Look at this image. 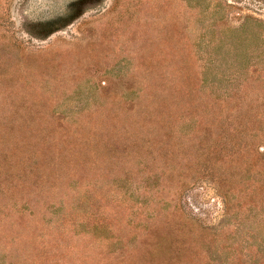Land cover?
<instances>
[{
  "label": "rangeland",
  "instance_id": "obj_1",
  "mask_svg": "<svg viewBox=\"0 0 264 264\" xmlns=\"http://www.w3.org/2000/svg\"><path fill=\"white\" fill-rule=\"evenodd\" d=\"M0 264H264V0H0Z\"/></svg>",
  "mask_w": 264,
  "mask_h": 264
}]
</instances>
